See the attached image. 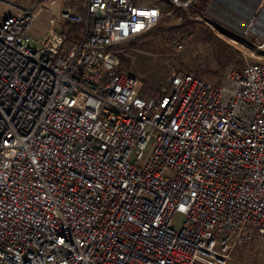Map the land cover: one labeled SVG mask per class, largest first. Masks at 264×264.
Listing matches in <instances>:
<instances>
[{
    "label": "built area",
    "instance_id": "2783aa9c",
    "mask_svg": "<svg viewBox=\"0 0 264 264\" xmlns=\"http://www.w3.org/2000/svg\"><path fill=\"white\" fill-rule=\"evenodd\" d=\"M32 3L0 0V264H226L237 244L264 243V54L218 85L187 72L142 95L119 48L159 9L86 0L33 49L57 1ZM170 3L264 53V0L247 39L207 11L191 18L197 0Z\"/></svg>",
    "mask_w": 264,
    "mask_h": 264
},
{
    "label": "rangeland",
    "instance_id": "374dc122",
    "mask_svg": "<svg viewBox=\"0 0 264 264\" xmlns=\"http://www.w3.org/2000/svg\"><path fill=\"white\" fill-rule=\"evenodd\" d=\"M5 1L13 2L16 5L30 6L34 0ZM56 1L57 6L53 8V11H43L39 14L35 24L30 29L29 36L32 41L29 45L31 48H40L39 42L47 32L48 19L53 17L58 10L68 8L83 13L86 2V0ZM134 2L142 6L152 4V0H134ZM6 11L7 8H0V12ZM165 17L167 16L163 13L157 27L137 40L125 43L119 48L121 52L118 56L130 59L129 68L123 66L124 69L140 81L142 88H160L168 83L172 75L187 72L198 75L208 83L219 84L229 68L239 66L238 64H244L245 62L263 61V59L256 57L264 54L261 50H256L261 44L260 39L255 41L250 37L251 41L248 38V41H251L253 45L248 44V53H246L244 46L230 42L228 36L220 32L218 28L210 27V24L205 23V21L188 20L189 24L180 26L182 24L181 19ZM249 22L250 20L248 26ZM244 29L233 30L238 32L237 34L244 39ZM177 43H181V50L177 49ZM139 45H142V48H137ZM222 52H224L223 55L233 56L234 61H237V63L226 64L222 62L219 57ZM247 54L248 56L245 59L244 55ZM180 220L181 217L176 215L173 222L178 226ZM198 263L218 264L216 261L204 258L200 259ZM227 263L264 264V243L254 238L250 244H237Z\"/></svg>",
    "mask_w": 264,
    "mask_h": 264
},
{
    "label": "crops",
    "instance_id": "0c3cea01",
    "mask_svg": "<svg viewBox=\"0 0 264 264\" xmlns=\"http://www.w3.org/2000/svg\"><path fill=\"white\" fill-rule=\"evenodd\" d=\"M259 1L260 0H209V3L203 6L201 3L202 1L197 0L198 7L193 9H200L203 6L213 20L221 23V25L228 29L239 30L245 28L252 16V9L259 4ZM148 7H156L162 14L165 13L167 17L172 16L174 9H178L170 3V0H152V4Z\"/></svg>",
    "mask_w": 264,
    "mask_h": 264
},
{
    "label": "trees",
    "instance_id": "16d2710c",
    "mask_svg": "<svg viewBox=\"0 0 264 264\" xmlns=\"http://www.w3.org/2000/svg\"><path fill=\"white\" fill-rule=\"evenodd\" d=\"M202 1V5L203 6H206L208 3H209V0H200ZM201 7L200 9H192L191 10V13H190V16L191 18H195L197 15H201L205 12V8L204 7ZM165 18H173V19H181L182 21V24L180 26H184V25H187L189 24V21H193L194 19H190L183 11H181L180 9H174L173 12H172V16L170 17H165ZM164 18V19H165ZM189 20V21H188ZM179 26V27H180ZM157 27V26H156ZM178 28V27H177ZM80 30H81V27L79 25H71L68 29V38L69 39H76L78 36H79V33H80ZM153 30V29H152ZM151 31V30H150ZM148 33V32H147ZM138 39V38H137ZM136 39V40H137ZM135 41V40H134ZM135 45V44H134ZM133 46V45H132ZM137 48H142V45H139ZM224 52H222V54H220V59L222 60V62L226 63V64H230L232 62H235L237 63V61H234V58L233 56L231 55H223ZM120 61H121V65L122 67H126V68H129L130 66V59L129 58H125L123 56H120ZM219 62V61H218ZM220 63V62H219ZM239 66H241L242 64H238ZM239 66H234V67H239ZM123 67V68H124ZM195 75V74H193ZM197 77H199L198 75H195ZM224 76V75H223ZM201 78V77H199ZM203 79V78H201ZM223 79V78H222ZM204 80V79H203ZM220 84V83H219ZM215 85H218V84H215ZM157 92H159V87L158 88H154V89H150V88H145L143 87L142 90H141V93L142 95H153V94H156ZM252 242V240L248 243L250 244Z\"/></svg>",
    "mask_w": 264,
    "mask_h": 264
}]
</instances>
